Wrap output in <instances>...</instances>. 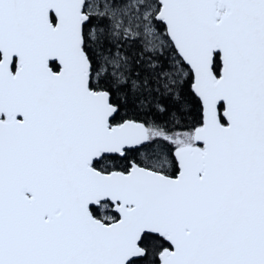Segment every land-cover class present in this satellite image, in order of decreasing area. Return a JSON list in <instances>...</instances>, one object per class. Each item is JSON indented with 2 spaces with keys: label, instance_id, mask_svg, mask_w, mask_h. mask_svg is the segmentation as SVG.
<instances>
[{
  "label": "snow or ice",
  "instance_id": "obj_1",
  "mask_svg": "<svg viewBox=\"0 0 264 264\" xmlns=\"http://www.w3.org/2000/svg\"><path fill=\"white\" fill-rule=\"evenodd\" d=\"M0 264H264V0H0Z\"/></svg>",
  "mask_w": 264,
  "mask_h": 264
}]
</instances>
